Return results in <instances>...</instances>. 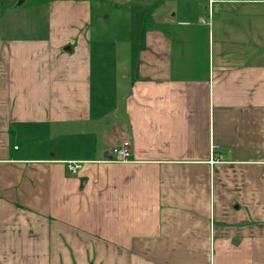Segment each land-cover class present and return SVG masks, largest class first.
Here are the masks:
<instances>
[{
  "label": "crops",
  "instance_id": "1",
  "mask_svg": "<svg viewBox=\"0 0 264 264\" xmlns=\"http://www.w3.org/2000/svg\"><path fill=\"white\" fill-rule=\"evenodd\" d=\"M39 6L0 16V264H264V0Z\"/></svg>",
  "mask_w": 264,
  "mask_h": 264
},
{
  "label": "rangeland",
  "instance_id": "2",
  "mask_svg": "<svg viewBox=\"0 0 264 264\" xmlns=\"http://www.w3.org/2000/svg\"><path fill=\"white\" fill-rule=\"evenodd\" d=\"M18 1L19 0H0V16L2 17L8 13V21L13 25L16 35L20 32L21 36H36L44 33V28L46 29L45 7L39 6L37 8V5L47 2V0H24L21 4H18ZM103 7L105 8V5H103ZM101 10L102 9L98 5L93 6L92 25H95L94 19L101 18ZM108 11L110 12V10ZM105 12H107V10H105ZM113 19L114 18H111L107 22L109 25L108 30L113 29V33L115 32V34L118 35L119 25H114L112 23ZM15 144L18 146L22 143L16 139Z\"/></svg>",
  "mask_w": 264,
  "mask_h": 264
},
{
  "label": "built area",
  "instance_id": "3",
  "mask_svg": "<svg viewBox=\"0 0 264 264\" xmlns=\"http://www.w3.org/2000/svg\"><path fill=\"white\" fill-rule=\"evenodd\" d=\"M110 160L115 162H127L129 160V142L123 140L119 145L113 146L110 150ZM80 162H68L67 168L72 172L76 173L80 167Z\"/></svg>",
  "mask_w": 264,
  "mask_h": 264
},
{
  "label": "water",
  "instance_id": "4",
  "mask_svg": "<svg viewBox=\"0 0 264 264\" xmlns=\"http://www.w3.org/2000/svg\"><path fill=\"white\" fill-rule=\"evenodd\" d=\"M24 0H19L18 1V4H21ZM109 158H110V155H109Z\"/></svg>",
  "mask_w": 264,
  "mask_h": 264
}]
</instances>
